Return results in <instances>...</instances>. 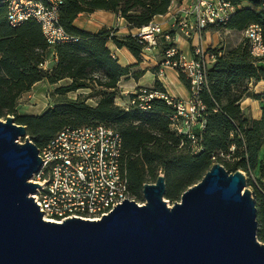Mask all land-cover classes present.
<instances>
[{
	"label": "trees",
	"instance_id": "trees-1",
	"mask_svg": "<svg viewBox=\"0 0 264 264\" xmlns=\"http://www.w3.org/2000/svg\"><path fill=\"white\" fill-rule=\"evenodd\" d=\"M231 1L236 10L224 29L243 31L257 23L264 37V0ZM171 2L63 0L60 23L77 40L54 46L48 43L37 20L29 18L19 25L10 24L7 7L0 2V117L14 115L17 123L26 125L28 135L38 147L66 126L104 123L117 129L123 138L128 190L136 201L143 199V185L155 182L161 172L166 179L165 196L172 200L200 181L215 162L229 172L241 169L252 174L264 143V90H253L254 83L264 80V59L251 55L247 37L231 48H208L215 54V61L208 70L207 85L200 92L206 105L205 127L201 133L197 131L200 137L196 150L191 139L171 129L170 117L175 107L165 98L155 97L148 109L135 105L126 108L115 101L121 79L129 75L139 78L145 71L132 72L135 64L122 65L108 41L127 47L139 60L146 43L132 33L117 35L113 28L93 33L75 25L80 13L103 9L125 18L131 28H142L153 22L155 16L167 13ZM158 46L164 54L168 43L161 40ZM53 52L57 58L45 69L42 64ZM179 77L189 88V80L183 74ZM42 80L57 85L56 93L63 95L85 88L92 92L86 97L58 100L40 114H20V97ZM63 80L67 82L59 85ZM151 88L166 92L158 78ZM94 94L99 97L92 104L88 99ZM248 97L260 101L261 118H253L242 108L241 102ZM260 182L263 187L254 184L253 192L258 237L264 242L263 179Z\"/></svg>",
	"mask_w": 264,
	"mask_h": 264
},
{
	"label": "water",
	"instance_id": "water-1",
	"mask_svg": "<svg viewBox=\"0 0 264 264\" xmlns=\"http://www.w3.org/2000/svg\"><path fill=\"white\" fill-rule=\"evenodd\" d=\"M42 161L26 125L0 118V264H264L241 169L213 163L173 205L159 174L143 185V204L125 198L100 219L55 222L32 196Z\"/></svg>",
	"mask_w": 264,
	"mask_h": 264
},
{
	"label": "built area",
	"instance_id": "built-area-1",
	"mask_svg": "<svg viewBox=\"0 0 264 264\" xmlns=\"http://www.w3.org/2000/svg\"><path fill=\"white\" fill-rule=\"evenodd\" d=\"M2 3L7 7L10 24L19 25L29 18L37 20L52 46L77 40L60 23L63 0H2ZM235 10L231 0H194L179 7L171 29L156 22L138 28L134 35L147 48L158 46L161 40L168 43L160 66L183 74L190 82V95L188 99H179L167 91L144 86L135 90L123 106L148 109L155 97L165 98L175 107L170 117L171 129L191 139L194 149L199 150L195 144L200 137L197 131L201 133L205 127L206 110L200 92L207 85L208 70L215 61V54L203 46L204 37L211 30L224 29ZM243 34L249 40L251 55L264 59L261 26L251 24ZM194 40L191 51L180 47L181 41ZM56 58L53 52L42 66L48 69ZM38 148L43 161L33 181L41 186L32 196L46 220L62 222L73 216L96 220L125 198L135 200L128 190L123 138L117 129L104 123L66 126Z\"/></svg>",
	"mask_w": 264,
	"mask_h": 264
},
{
	"label": "crops",
	"instance_id": "crops-1",
	"mask_svg": "<svg viewBox=\"0 0 264 264\" xmlns=\"http://www.w3.org/2000/svg\"><path fill=\"white\" fill-rule=\"evenodd\" d=\"M191 1H194V0H172L167 13L155 16V18L153 19V22L160 23L165 29H171V25L174 21V15L178 11L179 7ZM75 25H77L78 27L84 30H87L93 33L103 28H109V29L113 28L116 30L115 33L117 35H126V34H131V33L135 34L136 31L138 30V28H131L128 25L125 18L121 17L120 15L114 12L103 10V9H98L93 12L80 13L75 19ZM207 40L208 39L204 38V43H203L204 48L210 47L208 45ZM195 43H196V40H194L192 43L191 41L187 43H184V41H181L180 47L185 51H191L193 44ZM237 44L238 43L230 47H224V49L234 47ZM107 45L112 51L113 55L118 58L119 62L122 65L135 64V66L132 68V72H136L138 70L145 71L139 78H135L129 75L121 79V81L119 82V86H118V92L115 97V101L117 104L123 106L124 103H127L131 94L135 90H137L139 87H144V86L150 87V88L154 87L156 78H158L161 81L166 91L173 97H176L179 99L189 98V95H190L189 89L181 81L178 73L173 69L164 68L160 66V63L163 60V54L159 46L151 47V48L146 47L141 55V59L139 60L127 47H118L112 40H109ZM160 70H162L163 73H160ZM258 83L255 84L254 86L257 87ZM36 84H38V82L35 83L33 87ZM262 91L263 90H261L260 92ZM28 92L23 93L19 101L23 97H25ZM78 92L79 93L86 92L89 94L92 92V89L91 88L80 89L78 90ZM89 99H91V97H89ZM252 101L253 99H251L250 97L245 98L241 102L242 108L250 112L253 118L259 119L262 117V114H263L261 103L257 99L254 100L257 103H253ZM19 105H23V104H19ZM249 105H253L252 106L253 108L249 109ZM18 110H23V111H19L20 114H32L30 110L24 107L21 109L19 106Z\"/></svg>",
	"mask_w": 264,
	"mask_h": 264
},
{
	"label": "rangeland",
	"instance_id": "rangeland-1",
	"mask_svg": "<svg viewBox=\"0 0 264 264\" xmlns=\"http://www.w3.org/2000/svg\"><path fill=\"white\" fill-rule=\"evenodd\" d=\"M245 5H250V3L245 2ZM244 37L245 36L243 34V31H238V30L229 31L228 29H220L218 31L216 30L209 31L204 38L208 39L207 41L210 47L219 48V47L233 46L234 44L241 42L244 39ZM66 82L67 81L65 80V81H61L58 84L61 85V84H65ZM254 85L255 83L253 84V90L256 93H260L261 90H264V80L260 81L257 87H255ZM56 86L57 85L50 84L47 80L38 82V84H36L33 88H31L29 90L30 92H28L27 95L19 101V104H23V105L18 104V107L20 106L21 109L24 107L30 110L32 114H38V113L43 112L47 107L53 106L56 102H58V100L65 99V98H75L77 96L86 97L89 95L86 92L79 93L78 91L68 92L67 94L63 95L60 93H56L55 91ZM98 97L99 95L94 94L91 97V99H88V101L94 104L96 100H98ZM251 99H253L252 101L253 103H257L254 101L256 99L254 98H251ZM252 106L253 105H249V109H252L253 108ZM19 111H23V110H18V112ZM246 113L248 115H251L250 112L248 111H246ZM0 118L4 119L5 117H0ZM19 139L21 141H24L23 137H20ZM263 172H264V143L260 149L258 162L254 166L252 174L250 175L247 173V177L250 176L249 178H247V187H249L252 191H254V184H258L259 187L261 186L263 187V185L260 182L261 179H263L264 181ZM250 179H252V181ZM253 195H254V192H253ZM180 198L181 196L172 200L165 196V199H167L169 205H173V203L175 201H179ZM144 200L145 199L143 197L142 200H139L137 202L143 203Z\"/></svg>",
	"mask_w": 264,
	"mask_h": 264
}]
</instances>
